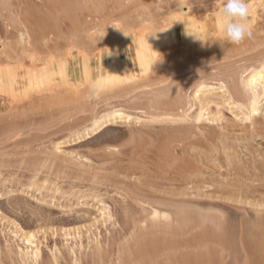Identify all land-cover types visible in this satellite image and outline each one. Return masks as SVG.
<instances>
[{
	"label": "rangeland",
	"instance_id": "374dc122",
	"mask_svg": "<svg viewBox=\"0 0 264 264\" xmlns=\"http://www.w3.org/2000/svg\"><path fill=\"white\" fill-rule=\"evenodd\" d=\"M181 2L0 0V264H20L30 233L39 264H264V102L250 116L244 89L264 65V0H247L239 45L220 29L183 41V9L198 27L224 0ZM166 18L177 40L138 62ZM67 50L102 60L62 64ZM114 111L132 120L86 133Z\"/></svg>",
	"mask_w": 264,
	"mask_h": 264
},
{
	"label": "bare ground",
	"instance_id": "6f19581e",
	"mask_svg": "<svg viewBox=\"0 0 264 264\" xmlns=\"http://www.w3.org/2000/svg\"><path fill=\"white\" fill-rule=\"evenodd\" d=\"M184 1H186V0H183V2ZM189 1V0H188ZM188 1H186V3L185 4H187L188 3ZM253 1V0H252ZM167 2V1H166ZM183 2H181V3H183ZM183 3V4H184ZM250 3V2H249ZM163 4V3H162ZM180 4V3H179ZM179 4H173V5H179ZM72 5V4H71ZM188 5V4H187ZM65 7V6H64ZM63 7V11H61V12H64V11H66L68 8V5H66V8H64ZM184 7H187V6H184ZM218 7V6H217ZM257 7H259V4H258V6ZM263 7V6H262ZM71 8V7H70ZM65 9V10H64ZM73 9V10H72ZM75 9V7H73V5H72V8L71 9H68L69 11H70V13L68 12V10H67V15L69 16V18H70V14H71V12L72 11H75L76 12V9ZM169 9V8H168ZM84 10V9H83ZM256 11H257V9H256ZM255 11V12H256ZM179 13V12H178ZM181 13H183V14H185V16H183ZM180 14L185 18L186 17V19H187V22H186V20L184 19L183 20V18H182V16L180 15V14H178V16L180 15V20H178L177 22H179L180 23V25H181V27H182V40L183 41H185V42H192V41H195L196 39H198L199 37H201V34L203 33V32H208V31H215V29H217V31H218V29H220V25H219V20H218V15L217 16H215V17H212L211 19H209L208 20V22L206 23V24H203V25H201V26H196L195 25V23H192V17L190 16V14L192 15L193 13H191V12H188V11H186V10H184L183 9V11L181 12ZM190 13V14H189ZM257 13V12H256ZM264 13V12H263ZM64 14H66V12H64ZM63 14V15H64ZM73 14H75L74 12H72V14H71V17H72V15ZM175 14V13H174ZM177 14V13H176ZM258 14V13H257ZM67 15H65V16H67ZM167 15H169V14H167ZM251 15V14H250ZM253 15V14H252ZM173 16V15H172ZM193 16V15H192ZM202 16V15H201ZM255 16H257L256 14H254V17ZM169 17V16H168ZM171 17V16H170ZM194 18H195V16H193ZM199 17V16H198ZM66 18V17H65ZM258 18V17H257ZM66 19H68V18H66ZM176 19V18H175ZM178 19H179V17H178ZM197 19V18H196ZM195 19V20H196ZM205 19H207V18H205ZM204 19V20H205ZM45 20V19H44ZM164 20V19H163ZM168 20H169V18H168ZM168 20H167V18H166V21L164 20V22H163V24H162V26L161 27H163V25H164V23L165 22H168ZM203 20V19H202ZM64 21V20H63ZM170 21H171V19H170ZM168 22V24H169V26L170 27H168L161 35H157V36H151L152 35V30H150L151 28H149V27H147L149 30H150V32H149V30H148V32L149 33H151V35L150 34H148L147 35V37H143V36H140L141 34H140V32L138 33V36L137 37H139V38H137L138 39V45H139V47H140V51H138L137 52V54H136V56H135V58L137 59V61L138 62H148L149 60H150V56H149V53H148V50H149V48H151L152 46H149L148 47V45H153L154 46V48H156L157 47V45H158V43L159 42H166V41H175V40H177V37H176V29H175V27L172 25L173 23H172V21L171 22ZM197 21V20H196ZM199 21V20H198ZM89 22V21H88ZM200 22V21H199ZM45 23V24H44ZM65 23V22H64ZM172 23V24H171ZM67 24H69V23H67ZM166 24V23H165ZM43 28L46 30V29H48V24H47V22H46V20H45V22H43ZM92 25V24H91ZM90 25V26H91ZM168 26V25H167ZM166 25H164V27H167ZM154 28V27H153ZM187 28H188V30H190V31H192L191 32V34H190V32H187L186 30H187ZM144 29H146V28H144ZM159 29V28H158ZM147 30V29H146ZM146 30H143V31H146ZM154 30H155V28H154ZM124 31V30H123ZM140 31H142V30H140ZM142 31V32H143ZM162 31V30H161ZM124 32H126V31H124ZM123 33V32H122ZM137 34V33H136ZM140 34V35H139ZM190 34V35H189ZM150 35V37H148ZM73 36V35H72ZM133 36H135L136 37V35H134V33H133ZM68 39V38H67ZM78 42V41H77ZM76 42V40L72 37L71 38V36H70V38H69V40L68 41H65L64 43H59V44H61V46H65L66 45V47L67 46H69V45H72V46H77L79 43H77ZM66 43V44H65ZM68 44V45H67ZM111 44V43H110ZM114 44V43H113ZM112 44V45H113ZM186 44V43H185ZM184 47H183V53H184V48H187L186 47V45H184V44H182ZM56 46V45H55ZM57 46H58V44H57ZM60 46V47H61ZM72 46H70V47H72ZM176 46V45H175ZM175 46L173 47V48H175ZM59 47V46H58ZM57 47V48H58ZM182 47V46H181ZM177 48V47H176ZM179 48V47H178ZM175 49L176 51L177 50H181V48H179V49ZM188 48H190V45L188 46ZM58 50V49H57ZM61 50V49H60ZM64 50V49H63ZM117 50V49H116ZM151 50H153V49H151ZM160 50V49H159ZM159 50H158V52L156 51L155 52V56H157V53H159L160 54V52H159ZM174 50V49H173ZM175 50L174 51H172L171 53H170V56L169 57H173L174 56V58H172L173 60L174 59H176L177 58V56L176 55H173L172 53H174V54H179L181 51L179 50L178 52H176L175 53ZM190 49H188V52H190L189 51ZM169 51L170 50H168V53H169ZM54 52V51H53ZM63 52H65V51H63ZM106 52V51H105ZM111 52V51H110ZM181 52V53H182ZM185 52H187V51H185ZM60 53H62V52H60ZM89 53L90 52H86L85 53V51H83V53H81V52H77V53H75V52H73L72 50H67V52H65V53H62L58 58H59V61L63 64V63H66V62H83V63H89V62H91V61H95V62H100L101 60H102V56H100V54H97V55H94V56H92V54H91V56L89 55ZM182 53V54H183ZM55 54H57V53H55ZM93 54H95V53H93ZM158 54V55H159ZM182 54H180V55H182ZM185 55L187 54V53H184ZM189 54V53H188ZM59 55V54H58ZM57 55V56H58ZM128 55H129V52H128ZM173 55V56H172ZM190 55V54H189ZM188 55V56H189ZM111 56V55H110ZM161 56V55H160ZM187 55H186V57H188ZM168 57V56H167ZM168 57V58H169ZM185 56L183 55V58H184ZM157 58V57H156ZM155 58V59H156ZM168 58L166 59V60H168ZM181 58H182V56H181ZM182 58V59H183ZM57 59V58H56ZM118 58H115L114 60H117ZM154 59V60H155ZM160 59V57L158 56V58L156 59L157 61ZM171 59V58H170ZM156 60H155V62H156ZM162 60H164V61H166L165 59H162L161 58V60L160 61H162ZM170 61H172V60H170ZM94 64V63H93ZM222 85V84H221ZM244 85H245V87H244V89L246 88L247 89V91H248V97H247V103H248V110H249V115L251 116V115H258V113L260 112V110H261V105H263L262 103L264 102V65H261V68H259V69H254L253 71H251L250 73H249V75H248V77H246V79L244 80ZM224 87H226L225 86V84H223V86H221L220 87V90H222V94H225L226 93V91H225V89H224ZM200 88V87H199ZM209 87L207 86V87H203V86H201V88L200 89H198V91L195 93V100H197V101H199L200 103H203V101H202V93L205 91V90H207ZM211 88V87H210ZM210 88L208 89L210 92H211V90L213 89H211L210 90ZM219 90V89H218ZM209 91H206L205 93H209ZM213 91V90H212ZM245 92H246V90H245ZM213 93V92H212ZM211 93V94H212ZM227 93H229V92H227ZM227 93H226V95H227ZM247 93V92H246ZM204 95V94H203ZM226 97H228V99L226 98ZM222 98H226L227 99V104L230 106H238V105H236V103L233 101L234 99L232 98V96L230 95H228V96H225V97H222ZM206 101V100H205ZM202 107V106H201ZM242 107H240V109H241ZM203 109V108H202ZM199 114V113H198ZM249 115H245L246 117H245V119H248V117H249ZM202 117H203V111L201 110L200 111V114H199V117H198V121H200L201 119H202ZM132 120V117L130 116V115H126L124 112H122V111H114V112H112V113H109V114H107V115H105L104 117H101L100 119H96L94 122H93V125H92V127L90 128V129H88L87 131H86V133H88L89 131L91 132V131H94V133H95V130H98V129H101V128H103V127H105L106 125H109V124H117V123H121V122H124V123H128V122H130ZM134 120V119H133ZM85 131V130H84ZM85 135V134H84ZM90 135V134H89ZM57 149V148H56ZM59 150V149H58ZM48 203V202H47ZM21 206V205H20ZM78 206V205H77ZM98 206V205H97ZM102 208H104V207H102ZM102 208H100L99 206H98V210L100 211V213H102V214H104L105 215V210L107 209H102ZM74 209V208H73ZM23 211V210H22ZM109 214V213H108ZM156 215H157V212L155 213ZM108 217V216H107ZM110 217V216H109ZM103 218V217H102ZM111 218V217H110ZM17 230V229H16ZM22 230V229H21ZM21 235V234H20ZM67 235V234H66ZM23 237H21V241L24 243V247H25V249L26 250H21L20 249V254H19V259H18V261H16V262H19L20 264H39L38 262H39V260H41L40 259V249L35 245V235L32 233H30V234H23L22 235ZM264 236V235H263ZM264 238V237H263ZM20 239V238H19ZM261 240H264V239H261ZM263 242V241H262ZM263 244H264V242H263ZM20 247V246H19ZM72 251V250H71ZM73 252V251H72ZM53 257V256H52ZM14 260V259H13ZM55 260H56V258H55ZM59 261V260H58ZM55 263H56V261H55Z\"/></svg>",
	"mask_w": 264,
	"mask_h": 264
},
{
	"label": "clouds",
	"instance_id": "9594fccd",
	"mask_svg": "<svg viewBox=\"0 0 264 264\" xmlns=\"http://www.w3.org/2000/svg\"><path fill=\"white\" fill-rule=\"evenodd\" d=\"M249 12L247 0H224L218 12V20L225 42L239 45L246 38H251Z\"/></svg>",
	"mask_w": 264,
	"mask_h": 264
}]
</instances>
